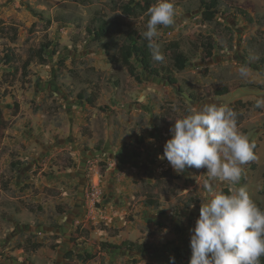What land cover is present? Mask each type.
Listing matches in <instances>:
<instances>
[{
  "label": "rangeland",
  "instance_id": "374dc122",
  "mask_svg": "<svg viewBox=\"0 0 264 264\" xmlns=\"http://www.w3.org/2000/svg\"><path fill=\"white\" fill-rule=\"evenodd\" d=\"M129 1L0 0V264H189L190 229L211 195L206 169L177 174L158 156L174 120L209 102L230 107L251 143L263 141L236 187L264 210V132L252 137L264 128V108L239 92L264 87V0H221L213 20L201 0H172L176 24L158 26L157 40L166 58L159 65L176 84L142 68L138 80L111 60L119 54L108 43L124 35L88 34L86 23L99 16L144 31L145 13H124ZM44 41H53L46 60L33 61L27 75L1 60L12 48L21 66ZM174 42L189 57L183 70ZM244 65L247 78L238 72ZM222 86L230 92L215 95ZM225 188L230 194L225 182L214 185ZM126 240L150 249H120Z\"/></svg>",
  "mask_w": 264,
  "mask_h": 264
},
{
  "label": "clouds",
  "instance_id": "9594fccd",
  "mask_svg": "<svg viewBox=\"0 0 264 264\" xmlns=\"http://www.w3.org/2000/svg\"><path fill=\"white\" fill-rule=\"evenodd\" d=\"M145 15L148 19L141 35L148 42L152 60L163 63L166 58L157 40L158 26H175L174 3L156 0ZM238 72L243 78L249 76L246 65ZM255 107L264 108V97L256 100ZM236 115L230 107L216 102L189 109L188 114L174 120L169 129L171 138L158 156L177 174L188 167L206 169L203 188L211 195L201 203L195 226L190 229L189 264H260L264 256V210L245 187H236L242 166L256 159L255 145L238 131ZM217 182H225L230 194L215 191Z\"/></svg>",
  "mask_w": 264,
  "mask_h": 264
},
{
  "label": "trees",
  "instance_id": "16d2710c",
  "mask_svg": "<svg viewBox=\"0 0 264 264\" xmlns=\"http://www.w3.org/2000/svg\"><path fill=\"white\" fill-rule=\"evenodd\" d=\"M204 7V16L208 20H213L215 16L219 13V5L221 0H201ZM152 6L151 0H141L135 3L134 0H130L123 6V10L125 14H128L132 17L139 16L147 12L148 8ZM43 16L42 14H39ZM148 17L145 18V23ZM48 22H52L49 18ZM162 26V25H161ZM159 26V27H161ZM12 30V28H11ZM86 30L89 35L92 36L94 40L104 41L105 39L116 38V35L119 34L123 36L121 42L116 40L108 43L107 51H118L119 56H112L111 60L119 61L122 65L126 66L129 73L136 77L138 80H141V74L138 72L139 68H142L143 74H150L155 76H162L168 80L171 84H176L178 82L177 78L172 76L171 71H167L164 67L159 65V62H155L151 58V52L148 48V42L143 38L141 33L143 30L138 28H132L127 30L126 32L123 30L121 24L118 23L116 19H108L105 16H99L91 19L88 23H86ZM125 32V33H124ZM14 38L17 37V30H14ZM53 41H44L40 44L39 47L30 49L29 58L23 63V65H18L15 61V53L12 48L7 49L5 54L2 57V61L12 69V72L16 75L21 73L23 75H27L30 64L33 61L45 62L47 53L49 52ZM209 48L212 49L213 46L210 44ZM172 57L175 63V66L178 70H183L189 63V57L184 53L181 46L178 42H174L172 44ZM208 54H211L209 52ZM181 90V89H180ZM230 92V88L228 86H222L218 89L214 90V94L217 96H223ZM188 94L197 99V96L193 92H189ZM81 99L85 98L83 93L79 94ZM90 103H94L95 99L87 98L86 99ZM5 124V120L3 118V113L0 108V129ZM255 147L253 149L255 156H257V148L258 144H254ZM14 166H17L19 163H13ZM225 194H229L228 190L224 189ZM120 249L127 250L129 252H145L149 250V246L143 243H137L131 240L124 241L120 246ZM73 251L69 252V256H72ZM260 264H264V256L260 258Z\"/></svg>",
  "mask_w": 264,
  "mask_h": 264
},
{
  "label": "water",
  "instance_id": "95a60500",
  "mask_svg": "<svg viewBox=\"0 0 264 264\" xmlns=\"http://www.w3.org/2000/svg\"><path fill=\"white\" fill-rule=\"evenodd\" d=\"M239 92L247 95H253L256 98L264 97V87H261L260 85L255 84H249L246 86H242L239 88ZM182 94L190 101L193 102L194 98H192L188 93L182 92ZM261 132H264V128L259 127L257 128L252 137H257Z\"/></svg>",
  "mask_w": 264,
  "mask_h": 264
},
{
  "label": "crops",
  "instance_id": "0c3cea01",
  "mask_svg": "<svg viewBox=\"0 0 264 264\" xmlns=\"http://www.w3.org/2000/svg\"><path fill=\"white\" fill-rule=\"evenodd\" d=\"M261 133H262V132H261ZM261 133H260V135H261ZM262 145H263V141L261 140V141H259V143H258L256 159L258 158V155H259V152H260V148L262 147Z\"/></svg>",
  "mask_w": 264,
  "mask_h": 264
}]
</instances>
